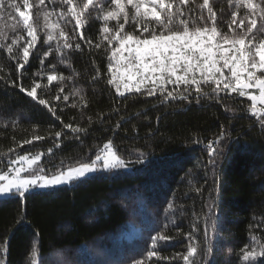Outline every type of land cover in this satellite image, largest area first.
I'll use <instances>...</instances> for the list:
<instances>
[{
  "label": "trees",
  "instance_id": "1",
  "mask_svg": "<svg viewBox=\"0 0 264 264\" xmlns=\"http://www.w3.org/2000/svg\"><path fill=\"white\" fill-rule=\"evenodd\" d=\"M109 3L94 0L96 10L90 9L77 28L70 14L60 17L65 10L61 0H45L43 6L30 0L39 7V19L37 7L29 10L39 38L26 63L22 48L31 38L7 12L0 16V173L14 157L38 152L40 167L51 175L90 163L108 141L128 168L1 199L0 264H31L33 249L37 264H131L146 256L157 232L173 238L157 247L169 259L152 258L145 264H184L171 257L186 253L190 243L197 246L199 264H264V257L244 261L242 256V250L258 251L264 244V125L251 113L250 101L226 92L218 99L200 97L199 103L194 91L187 100H163L159 92L118 95L108 83L111 49L103 40L108 34L100 31L105 21L99 9L107 10ZM201 3L189 0L183 6L184 18L196 20ZM210 3L218 27L227 32L234 0ZM178 6L175 0L174 8ZM53 9L49 22L60 25L70 48L63 47L60 29L55 30L58 40L45 42L49 29L42 13ZM244 12L239 10L238 19ZM203 15H208L206 9ZM107 23L110 29L117 24ZM134 29L130 14L125 30ZM18 37L24 39L9 53L7 45ZM20 63L24 67L18 69ZM49 74L57 79L49 83ZM34 81L47 107L13 83L30 90ZM65 124L86 131L74 133ZM34 136L44 138L17 146ZM210 143L217 152L212 157ZM10 147L16 151L9 152ZM131 226L140 235L118 238Z\"/></svg>",
  "mask_w": 264,
  "mask_h": 264
},
{
  "label": "snow or ice",
  "instance_id": "2",
  "mask_svg": "<svg viewBox=\"0 0 264 264\" xmlns=\"http://www.w3.org/2000/svg\"><path fill=\"white\" fill-rule=\"evenodd\" d=\"M61 3L65 6V10L59 13L60 17L64 18L70 14L75 19L77 28L84 23L86 14H90V9L96 10L94 0H83L82 3L80 0L75 3L74 0H61ZM174 3L175 0H110L107 10L99 9L103 12L102 18L105 21L100 31L108 34L103 36V40L108 42L111 49L108 65L111 78L108 83L115 85L117 94L120 96H124L125 91L129 93L135 91L148 96H154L159 92L163 100L177 97L187 100L194 91L198 103L200 97L218 99L222 92L228 95L237 93L239 97H246L252 102L253 115L264 125V0H260L259 3L256 0H234L236 10L231 12L227 32L218 27L217 13L210 0H202L199 4L201 15L196 20L184 18L183 6L187 5L189 0H179V6L175 8ZM229 3H233V0H229ZM44 4L45 0H38V6ZM38 6L30 4V0H22V4L17 0H7V3L6 0H0V16L7 12L17 25H22V30L26 31L27 36L31 38L22 48L25 63L29 56V49L35 47L39 38L37 27L34 22H30L34 20V17L29 11L32 7H37L35 19H39ZM205 9L207 16L203 15ZM240 9H244L245 12L238 19ZM53 14H55L54 9L42 13L44 27L49 29L46 32L45 42L58 40L55 30L60 29V25L49 22V17ZM130 14L135 22V29L132 32L125 30ZM121 18L123 23L119 22ZM109 21L117 22L113 29L108 27ZM234 25L235 28H233ZM15 30L16 25H13V31ZM0 36H3V32H0ZM59 37L64 38V48L72 47L68 42L67 34L62 29L59 31ZM80 38L84 39L82 32ZM19 39L24 37L13 39L7 45L9 53L13 52V46L18 45ZM114 42L115 47H112ZM75 47L79 49L80 44H76ZM96 47L100 45L97 44ZM59 50L58 43L57 51ZM23 67V63L18 64V69ZM47 79L51 83L57 77L49 74ZM59 79L65 78L61 76ZM13 83L14 86L20 87L21 91L26 92L27 96L47 107L48 101L38 96L37 89L40 87L38 83L34 81L30 90L23 85ZM121 85L125 91H121ZM168 85H173V88L169 90ZM181 86L183 90L177 91ZM250 89L258 90V95L249 92ZM60 90L63 91V88ZM75 94L80 95L78 91ZM63 99L68 100V96H64ZM81 99L83 100V96ZM258 104L262 107H257ZM49 111L52 109L49 108ZM64 127L71 129L74 133L86 131L72 127L71 124H65ZM60 136V131L55 132L56 138ZM43 138L34 136L32 139H24L17 146L23 147V144H31L33 139ZM8 151L15 152L16 149L10 147ZM208 154L210 157L217 154L211 143ZM39 160V154L31 159L28 155H20L13 159L11 163L19 164L20 167L9 169L14 173L11 176L9 171L0 173V182H3L0 183V194L14 192L19 197H24L27 192L37 186L45 188L68 183L96 171L98 162L100 168L105 170L125 165L124 160L114 150L112 141L105 143L90 163L69 166L66 170L51 175L45 173V170L38 165ZM210 162L215 163L214 160ZM23 172H28L27 178L21 176ZM168 207L172 208V205ZM187 235L192 237V233ZM171 239L173 238L165 233L157 232L151 237L152 247L147 251L146 256L133 259L131 264H145L146 260L151 261L152 258L169 259V257H162L157 247L158 242H167ZM252 240L256 242L257 238L253 236ZM197 253V246L190 243L186 253H177L171 259H182L184 264H199L195 259ZM36 255V250L33 249L31 264H37ZM242 256L244 261H255L257 257H264V244H259L258 251L256 248L242 250Z\"/></svg>",
  "mask_w": 264,
  "mask_h": 264
},
{
  "label": "rangeland",
  "instance_id": "3",
  "mask_svg": "<svg viewBox=\"0 0 264 264\" xmlns=\"http://www.w3.org/2000/svg\"><path fill=\"white\" fill-rule=\"evenodd\" d=\"M114 46H115V42H114ZM125 54H127V53H125ZM112 63H114V61H112ZM259 74V73H258ZM110 78H111V74H110ZM112 86H113V88H114V90H115V92L117 93V91H116V87H115V85H113L112 84ZM169 89H172L173 88V85H168L167 86ZM181 87H183V86H181ZM121 91H125L124 89H123V85H121ZM133 92H135V91H133ZM249 92H251L252 94H257L258 95V90H249ZM129 92H127V91H125V94H128ZM132 93V92H131ZM233 94H236V95H238L237 93H233ZM243 98H246V97H243ZM247 99V98H246ZM250 101V100H249ZM250 104H252V102L250 101ZM257 107H262L261 105H257ZM251 113H252V111H251ZM253 114V113H252ZM255 116V115H254ZM37 154H39L40 155V160H41V154L40 153H33V154H25V155H28V157H29V159H31L33 156H35V155H37ZM20 156V155H19ZM18 156H16V157H14L13 159H16ZM13 159H11L9 162H8V167H7V170L6 171H9V169H15L16 167H20V165L19 164H12L11 163V161L13 160ZM40 160L37 162L38 163V165L40 166ZM25 167H26V165H25ZM115 169H128L127 168V166H125L124 165V167H118V168H114V169H108V170H105V169H102V168H100V166H99V162H98V164H97V170L96 171H94V172H91V173H87L84 177H80V178H78V179H76V180H74V181H71V182H68V183H64V184H60V185H55V186H49V187H45V188H41V187H39V186H37V187H35V188H32L29 192H27V193H33V192H39V191H47V190H53V189H55V188H58V187H61V186H69V185H71V184H73L75 181H77V180H81V179H85V178H89V177H91V176H94V175H96L97 173H101V172H108V171H112V170H115ZM29 171H31V170H29ZM14 173L13 172H11V171H9V175L11 176V175H13ZM21 176L22 177H25V178H27L28 177V172H23V173H21ZM0 183H3V182H0ZM13 195H17V194H15L14 192L13 193H9V194H0V200L1 199H6V198H9V197H12ZM130 229L127 231V232H120L119 234H118V238H125V239H132V238H135V237H137L138 235H140V232H139V229L137 228V227H129Z\"/></svg>",
  "mask_w": 264,
  "mask_h": 264
}]
</instances>
